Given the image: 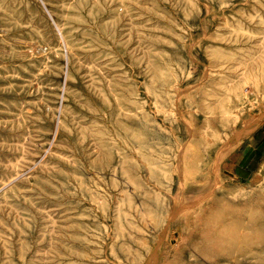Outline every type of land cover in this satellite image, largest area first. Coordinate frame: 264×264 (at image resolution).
Returning <instances> with one entry per match:
<instances>
[{"label": "rangeland", "instance_id": "obj_1", "mask_svg": "<svg viewBox=\"0 0 264 264\" xmlns=\"http://www.w3.org/2000/svg\"><path fill=\"white\" fill-rule=\"evenodd\" d=\"M261 228L264 0H0V264H264Z\"/></svg>", "mask_w": 264, "mask_h": 264}, {"label": "bare ground", "instance_id": "obj_2", "mask_svg": "<svg viewBox=\"0 0 264 264\" xmlns=\"http://www.w3.org/2000/svg\"><path fill=\"white\" fill-rule=\"evenodd\" d=\"M235 227H236V226H235ZM257 227H258V225H257ZM256 229H257V228H256ZM263 231H264L263 228L258 229L256 232H255V231L253 232V236H255V237H257V238H258V237H261V238H262L263 235H264V234H263ZM258 247H259V246H258ZM258 247H257V248H258ZM261 247H262V246H261ZM261 257H262V256H261Z\"/></svg>", "mask_w": 264, "mask_h": 264}]
</instances>
